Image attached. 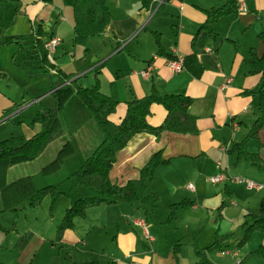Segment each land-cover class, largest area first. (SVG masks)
I'll return each instance as SVG.
<instances>
[{"label":"crops","instance_id":"obj_1","mask_svg":"<svg viewBox=\"0 0 264 264\" xmlns=\"http://www.w3.org/2000/svg\"><path fill=\"white\" fill-rule=\"evenodd\" d=\"M153 1L156 2L155 6L143 8L139 0H132L130 11L126 9L124 2L120 3L123 9L120 10L121 18L118 19L117 26L112 24L110 16V22L105 31L87 41L86 46H88L89 54L92 55V52H95L91 58L86 59L84 53L81 52L82 49H79L76 45L72 46V60L73 64L77 66L76 68L74 66V70H67L64 56L58 59L55 58L56 63L62 69L73 72L84 66L85 59L96 66L104 60L110 61L112 58H116L115 62L119 65L117 75L124 78L128 76L134 80L132 85L136 95L140 93L136 85H140L143 96L155 87L160 94L183 93L191 97L193 102L189 112L197 118L200 130L199 134L195 136L163 133L156 138L150 134H138L117 153L115 164L110 172L112 184L122 188L129 182L138 180L141 169L148 163L151 156L161 152V156L167 162L157 166L152 178L147 180L146 187L149 184L154 189V184L159 185V180H163L169 189L165 194L166 204L162 208H160V205L150 209L142 205L133 206L128 203H121L105 205V207H101V205L89 210L88 213L93 217L92 221L99 226L101 224L95 221V215L98 213L103 211L102 219H107V211H112L109 214L110 218L116 217V226L114 229L110 226V230H108L109 232L113 231V236L108 238L111 256L99 257L95 264H197L199 260L196 255L197 250L203 251L206 258L213 264H264V229L253 230L250 233L245 230V222L248 217L257 214V211H259L257 207H260L259 202L264 198V186L260 190H254L248 189L244 185L243 187L242 184L237 185L234 181L235 186L229 191L227 186L222 188L221 185H213L210 182L211 184H208L211 186V191H200L199 185L198 188L195 186L194 190L191 191L187 189V186L186 189H181L176 182L178 177L184 176L196 179L199 184L204 175H213L214 172H217V163L222 165L225 179L239 178L241 173V171H238L240 164L248 158L240 157L237 160L236 152L229 153L233 147V144L229 142L234 141L233 132L239 130L240 121L247 119V123H252L255 117L253 111L255 108L252 104L257 96L256 87L259 83V75L251 72L246 61L249 58L246 45L242 44L241 40L234 41L230 36L233 32L229 30L230 27L239 29L240 33L245 35V38L257 44L256 47L251 46L250 48L258 56H261L264 52V43L257 38V34L264 31V0H238V12L235 15L221 17L210 24V29L215 32V36L209 35L208 30H202L201 27L206 20V11L220 7L224 0ZM28 6L27 4L22 7L23 17H17L16 23L6 31L7 35L27 34L30 30H33L32 23L36 16L34 13L26 15ZM33 7L36 6L33 5ZM149 13L152 18L150 20L162 16L166 17L168 13L169 18L172 20L171 31L173 36H171L173 41L168 45L162 43L161 48L158 50L155 46L151 49L149 55L147 53L141 56L138 53L136 54L140 44L136 40L137 36L134 35L138 25L144 21ZM61 19L58 13L55 22H61ZM54 29L56 28L54 27ZM54 29L51 31L43 30V37L47 42L53 39L59 40L56 53L58 48L61 47L60 44L65 47L64 50L67 47L63 44V38L57 32H54ZM159 31H161L160 28L155 32L162 34ZM235 42L239 46H236ZM135 44L137 47L133 48ZM5 47L11 48L10 46ZM178 55L183 57L184 67L180 72L175 73L169 69L167 61ZM97 57H99V60L93 62L92 60L97 59ZM103 70L104 67L101 72ZM0 71H2L1 67ZM122 71L124 73H121ZM1 74L4 75V78L7 77V74ZM20 75L27 82L36 81L34 78H30L22 69ZM138 75L141 79L150 83V87H142ZM81 76V74H77L74 79ZM37 78L41 81L46 80L40 77ZM246 91L248 92L246 93ZM249 91L254 92L249 93ZM40 98H34L32 101L37 104L40 102ZM47 99L48 97L45 100ZM125 101H119L121 103L119 116L123 112ZM46 103L47 108L44 111L53 107L49 106L52 103L49 99ZM30 104L31 102L27 100L16 103L13 97L6 96L0 90V125L14 119L12 117L19 112L27 110L24 108H30ZM21 105H26V107H21ZM7 111L9 112L6 113ZM250 111L252 112L251 117ZM77 115L76 119L64 122L63 126L60 125L55 130L54 136L45 151L51 144L55 143L58 144V147L60 146L57 150L54 149L57 155L67 141L72 142L73 150H76L79 157H84L93 150L100 142L101 135L88 115L86 116L83 111L82 115ZM164 116L165 111L162 106L155 105L149 122L152 125H159ZM21 126L25 128L26 125ZM31 129L22 136L25 138V135L33 137L32 135H35L40 127L35 125ZM62 133L65 134V137L57 142V138ZM259 153L263 164L258 169L259 175L253 177L263 183L264 149H261ZM232 157L236 158L235 161ZM46 159H43L40 155L32 162L40 164L41 168L39 169H42L45 164L49 163L43 162ZM64 161L66 162L65 159ZM70 163L72 164L74 161ZM184 163L187 164L183 166ZM198 165L199 169H197ZM230 166H233V170H230ZM12 168L8 170L7 182L34 175L33 172L28 170L24 172L19 170L15 173ZM196 170H198L197 173ZM229 183L234 184L231 181ZM239 186L242 187L241 192L251 193L253 196H246L245 202L239 201ZM153 193L158 194L160 200H162L158 190ZM235 198L239 201L238 206L233 203ZM184 200L187 202L186 205L175 210L174 217L169 218L171 205ZM241 203L242 205H240ZM134 207L141 210L142 216H136L135 213L140 210H133ZM54 210L55 207L50 210V206H48L42 211L45 214L41 217L44 218L42 224L45 218L46 221L43 225H40V229L44 230V235L32 230L34 229L32 226L29 228L32 236L22 249H15V244L5 248L0 245V264H13L10 257L2 253V250L15 252L10 254L13 257H15V254H18V258L21 255L19 260L24 264L26 261H33L32 256L37 257L36 252L39 246L41 248L48 246V251L53 254V248H67L77 244L85 245L86 238H88L87 234L91 231L90 229L87 231L84 229L87 217L82 221H78L74 230H68L63 234L62 246L51 241L56 227L61 221L60 218L54 219ZM25 213L27 214L26 210ZM137 219H142L145 227L137 225ZM183 221L185 222L183 227L179 228L177 222ZM190 227L193 228L192 232ZM109 232L106 235H109ZM37 233L43 236L38 237ZM176 244H179L178 248L175 247ZM182 245H186V248H181Z\"/></svg>","mask_w":264,"mask_h":264},{"label":"trees","instance_id":"obj_2","mask_svg":"<svg viewBox=\"0 0 264 264\" xmlns=\"http://www.w3.org/2000/svg\"><path fill=\"white\" fill-rule=\"evenodd\" d=\"M65 1L73 12V44L83 47L82 52L86 55L87 41L101 35L110 22L109 7L105 0ZM139 1L143 8L156 5L153 0ZM238 6V0H224L220 7L207 10L206 20L201 29L208 30L209 35L215 36V32L210 29V24L221 17L235 15L238 12ZM21 13L22 3L20 0H0V44L14 46L11 55L12 64L24 70L30 78L48 76L50 80L56 79V88L70 80L71 84L56 89L52 93L53 107L47 111L38 112L33 118L31 125L37 124L40 127L33 137L18 136L0 140V194L3 197V203H5L0 212H11L18 216L19 211L23 210L22 205H26V201H28V208L31 209L42 204L47 197L50 199V210H53L57 202L66 197L70 200L69 206L65 209L62 221L57 225L51 240L62 246L63 234L68 230H74L77 222L85 219L92 208L121 203L133 206L140 204L150 209L157 207L160 201L159 196L155 193L147 195L145 190L146 182L152 178L157 166L167 162L161 156V152L152 155L148 163L141 169L140 178L129 182L125 187L121 188L112 184L110 172L115 164L117 153L138 134H150L156 138L163 133L198 135L200 130L197 118L189 112L193 102L191 97L183 93L160 94L153 87L147 95L125 101L123 112L119 116L121 103L103 94L97 88L105 62L94 66L95 64H90L85 59V65L78 72L93 67L96 84L94 83L92 87L83 86L78 82L80 78L74 79L77 72L62 69L52 58V53L56 51L57 45L53 51H50L48 44L51 41L47 42L44 39L40 27L27 34L15 36L6 34V31L15 24ZM157 34L160 35V33ZM257 38L264 43V31L258 33ZM155 46L157 50L161 48L159 40L155 41ZM246 61L251 72L259 75L260 98L255 106L257 117L245 140L236 142L229 153L236 152L237 160L240 157L249 158L251 166L259 169L263 164L259 151L264 149V52L258 56L252 49ZM3 76L0 73V78ZM252 92L254 91H249V93ZM155 105L162 106L165 111L164 119L159 125H152L149 122ZM82 111L93 121L101 135L100 142L89 154L79 157L76 150H73L72 142L67 141L55 158L42 167L39 178L37 175H29L7 182L9 168L19 163L36 160L52 140L55 130L60 125L63 126L64 122L76 119L77 114L82 115ZM242 122L239 123L242 124ZM247 140L255 141V153L245 151ZM64 159H69V162L74 161L68 172L55 176L54 179L47 182H39L43 177L42 172L45 174L57 173L59 168L66 164ZM261 184L263 185L264 182ZM79 188L87 189L90 195L80 196ZM251 189L260 190L262 188ZM10 200L13 201L11 204ZM186 203L184 200L172 204L169 218H173L175 210L183 208ZM15 221L14 226H17V218ZM0 228L9 230L1 224ZM257 229H264V198L260 202L257 214L250 215L245 222L247 233ZM31 236L32 232L29 230L23 235L20 234L15 248L22 249ZM178 246L179 244L175 245V247ZM175 253L177 254L178 251ZM196 255L199 257L197 264H213L206 258L203 251L197 250ZM93 263L97 262L90 261L80 264Z\"/></svg>","mask_w":264,"mask_h":264},{"label":"rangeland","instance_id":"obj_3","mask_svg":"<svg viewBox=\"0 0 264 264\" xmlns=\"http://www.w3.org/2000/svg\"><path fill=\"white\" fill-rule=\"evenodd\" d=\"M20 1L23 3L22 7H25L27 4L29 5L27 8L26 15H29V14L32 15L34 13V15L36 16L34 22L32 23L33 30H37V28L40 27L42 31L43 30L51 31L54 29V27L56 28L54 29V32H57V34L63 38V44L69 49L66 48L64 50L65 47L60 44L61 47L58 48L57 52L52 53V58L58 59L64 56V62L66 63L67 70H74V66L75 68L77 66L73 64V60H72L73 53L71 49H72V46L74 45L72 41L73 39L72 37L73 12H72L70 5L65 0H51V1H48V0H20ZM105 1H106L107 6L109 7L112 24L114 26H117V24L119 23L118 19L121 18L120 10L123 9V6H121L120 3L124 2L126 9L130 11L131 6H132V0H105ZM33 5L36 7H33ZM29 11H32V12H29ZM58 13L60 14L62 18L61 22L59 21L55 22ZM22 14H23V11L21 14H19L18 17L22 16ZM150 19L152 18L149 13L147 14L144 21L138 25L137 31L135 32V35H134V36H137L136 40H138V43L140 44L139 50H137L136 54L138 53L141 56H144L147 53L149 55L151 49L153 47L155 48V41L157 40H159V42L161 44L163 43L164 45H168L173 41V38H172L173 34L171 31L172 20L169 18L168 13L166 14V17L162 16L161 18H154L153 20H150ZM123 28H126V27H123ZM158 28L161 29V31L159 32H161L162 34L160 35L155 32L158 30ZM229 31L233 32V34H231L230 36L233 38L234 41L241 40L242 44L246 45V48H247L246 51L250 52L252 50L250 48L251 46H254V47L257 46L255 42H252L248 40V38H245V35H242L239 29L237 30L234 27H230ZM251 33L254 34L253 31H251ZM18 34H21V33H18ZM101 39L103 40L102 37ZM234 44L236 46H239V44L236 42ZM10 47L11 48L0 45V67L2 68V71L0 72L7 74V77L0 78V88H1L0 90L4 92L6 96L13 97L16 103H22L23 100L24 101L27 100V101H30L31 104H30V108H24L27 110H24L23 112H19L14 117H12L14 119H11L0 125V140H6L11 137L22 136L23 134L27 133L32 127L37 125L35 124L32 126L31 123H33V118L36 116L38 112H44V109L47 108L46 101L49 99V101L52 102L51 105L49 106L54 105V98L51 95L52 91H55L56 89H58L59 87H62L63 85L71 84L70 83L71 80H70L65 83H62L60 86L56 88L55 87L56 79L53 78L52 80H50V78L48 79V76L47 77L40 76L41 79H46L45 81L44 80L41 81L37 77L34 78L36 81H32V82L25 81L20 75L21 69L17 68L16 66L12 64L11 52L14 51V46H10ZM78 47L79 49H83V47L81 46H78ZM136 47H137L136 44L133 45V48H136ZM86 53L88 54V55H85L86 59L91 58V56L95 54V52H92V55H90L89 50ZM101 58H104V57H101ZM115 59L116 58H112L110 61L104 60L106 62V65L104 66L103 72H101L100 74L101 77H100L99 84L97 85V88H99L100 92H102L103 94L110 96L112 99L117 100V101H125V100L128 101L131 99L142 97L143 93L141 92L140 85H136L138 92H140L138 93V95H136L135 89L132 85V82L134 80L129 78L128 76L124 78L123 76L117 75V73H119V70H117V68H119V65H117V63L115 62ZM96 60L98 61L99 57H97V59H93L92 61L94 62ZM84 65H85V61H84ZM78 71H74V72H77L76 75L77 74L82 75L78 82H80L83 86L92 87L94 83L96 84V80L94 77L95 74H94V70L92 67L85 69L81 72H78ZM123 71L126 72L125 69H123ZM123 71L121 73H124ZM117 76L118 78H116ZM138 77L140 78V83L142 84V87L143 86L150 87V83H147L146 81L141 79L140 75H138ZM256 93H257V96L255 97V101L252 104L253 108H255L254 106H256V104H258L259 102V98H260L259 86L256 87ZM38 97H41L39 99L40 102L35 104V102H33L32 100ZM46 97H48L47 100H45ZM23 106L26 107V105H23ZM23 106L21 105V107ZM253 111L255 113V117H257L256 109H254ZM251 115H252V112L250 111V117ZM255 117L252 123H247L248 122L247 119L242 120L243 122L242 124H240L239 130L233 132L234 141L229 142V143L234 145L236 142L245 140L248 131L252 127ZM23 124L26 125L25 128L21 126ZM31 131L34 132V130L32 129ZM25 136L26 138H31L27 135ZM64 137H65V134L62 133L57 138V142H60L61 139H63ZM57 148H60V146L58 147V144L53 143L47 148L46 151L44 150L41 154V157L43 159L44 158H47V159L43 162H51L53 158H55L56 156V151H54V149L57 150ZM255 150H256L255 141L247 140L245 143V151L250 152V153L251 152L255 153L254 152ZM232 158L235 161L236 158L235 157H232ZM65 160H66V164H63V166L59 168L57 173L45 174V172H42L43 177H42V180H39V182L40 183L44 181L47 182L49 180L54 179L55 176L62 175V174H65V172H68L72 168L73 163L71 164L69 162V159H65ZM243 163L241 162L240 167L238 169V171H241L239 177L245 178L251 181L253 180V183H257L259 186H261L260 181L254 178L256 175H259L260 172H258V169H256L254 166H251V160L248 158L244 160ZM186 164L187 163H184L183 166ZM218 164L220 163H217L216 165L217 172H214L213 175H210V174L204 175L203 179L200 181L199 184L196 179L190 178V177H184V176L178 177L176 182L180 186L181 189H186L185 188L186 186L188 189V185L191 184L193 185V188L195 186H197L198 188V185H199L200 191H207V190L211 191L210 184L212 183L213 185H221L222 188L227 186L228 190L231 191V188L235 186L234 179L231 180V178H229V180L232 183H234V184H230L229 183L230 181L227 178L225 179V175L223 173L224 170L222 169V167H221V170H219V167H217ZM12 167H13L12 171L13 172L15 171V173H17L19 170H21V172L28 170L30 172H33L34 175H37L38 178L41 172V169H39L41 168V165L38 164L37 162H24V163L13 165ZM197 169H199V165L197 166ZM230 170H233V166H230ZM197 172L198 170H196V173ZM213 177H217L216 180H219V181L213 182L212 181ZM159 181H160L159 185H156V183L154 184V187H155L154 189H152V187H150L148 184L146 187L145 193L148 195L158 190L162 198V200H160V202L158 203V206L160 205V208H162V206L166 204L165 194L169 188H168V185L164 184L163 180H159ZM240 184H242L241 186L244 185L246 187V183H240ZM237 185H239V183H237ZM241 186H239L240 188H238V191H240L239 201L245 202L246 196H253V194L241 192L242 190ZM79 195L89 196L90 192L87 189L79 188ZM235 199H233L234 201L233 203L234 205L238 206L239 201H237L238 199L236 200ZM11 202L13 201L10 200L9 203L11 204ZM27 202L28 201H26V205L25 204L22 205L23 210L19 211L18 217L13 215V213L11 212H5V211L0 212L1 226L9 229V230H2L0 228V245H3L4 248L7 246H13L14 244L16 245L17 240L20 238L19 235L20 234L23 235V233H25L27 230H30L29 228L32 226L34 227V229L32 230H35L36 232H40L43 235L45 234L44 230L40 229V225L42 224V220L44 219V218L42 219L41 217L45 215L42 211L45 210L49 206L50 199L48 197L45 198L42 204L38 205L37 207H34L33 209L28 208L29 205ZM69 202L70 200L67 199L66 197L61 198L57 202L55 206V210H54V213H55L54 219L60 218L62 221V218L65 213V209L69 206ZM4 205L5 203H3V197L0 194V209L1 210H3ZM240 205H242V203ZM259 205H260V202H259ZM101 207H105V205H102ZM25 210L27 211V214L25 213ZM130 210H131V207H130ZM133 210H140V209H137L134 207ZM257 210H259L258 207H257ZM36 211H39V212H36ZM111 212L112 211H107V215H106L107 219H102V215H104L103 211L95 215V218H96L95 221L101 224V226L96 225V223L92 221L93 217H91L90 213H88L87 218H86L87 222H86V225L84 226V229L85 231H87L88 229H90L91 231L89 234H87L88 238H86L85 245L77 244L76 246L67 247V248H53V251H54L53 254H51L48 251V246H44L42 248L41 246H39L36 252L37 257L32 256L31 259L33 261L29 260V261H26V263L24 264H80L85 261L95 262L99 257H106V255L111 256L108 238H111L113 236V231L109 232L108 230H110L109 229L110 226H112L113 229L116 226L115 225L116 217L114 218L109 217V214ZM137 212L138 213L134 212L136 216H142V214L140 213L141 210ZM32 213H34L35 215H33ZM135 214H133V216H135ZM16 218H17V224H18L17 227L14 226V224L16 223L15 221ZM139 220H142V219L136 220L137 225H139V222H137ZM45 221H46V218L43 224L45 223ZM61 221H59V223ZM150 223L152 222L150 221ZM177 223H178V227L181 228L183 227L185 222L183 221V222H177ZM93 226H95V228H93ZM192 230L193 228L190 227L191 232ZM108 232H109V235H106ZM40 233H37L38 237L43 236ZM181 248L183 249L186 248V245H182ZM15 249H18V248H15ZM2 253H4L5 255H8V257H10V261L13 264H23L19 260V258H21V255L18 258V254H15V257H13L10 254H14L15 252L13 253L9 250H2ZM52 255L54 256L52 257ZM218 264H221V263H218Z\"/></svg>","mask_w":264,"mask_h":264},{"label":"built area","instance_id":"obj_4","mask_svg":"<svg viewBox=\"0 0 264 264\" xmlns=\"http://www.w3.org/2000/svg\"><path fill=\"white\" fill-rule=\"evenodd\" d=\"M242 10V9H241ZM59 40L58 39H53V40H51V42L48 44V48L50 49V51H53L54 50V48H55V46L57 45V42H58ZM167 66L169 67V69H171L172 71H174L175 73H178V72H180L182 69H183V67H184V59H183V57H181V56H176V57H174L173 59H169L168 61H167ZM221 164H218V166L217 167H219V170H221V166H220ZM216 178L217 177H213L212 178V181L213 182H218L219 180H216ZM234 181L236 182V183H246V187L247 188H249V189H251V188H256V189H260V188H262V186L264 185H262L261 184V186H259L257 183H253V181H251V180H247V179H243V178H241V177H239V178H235L234 179ZM188 189H190V190H193L194 188H193V185H191V184H189L188 185ZM137 222H139V225L140 226H143V227H145V224H144V221L143 220H139V221H137Z\"/></svg>","mask_w":264,"mask_h":264}]
</instances>
